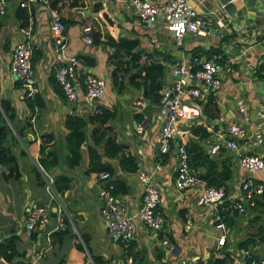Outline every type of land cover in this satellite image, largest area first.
<instances>
[{
	"label": "crops",
	"instance_id": "obj_1",
	"mask_svg": "<svg viewBox=\"0 0 264 264\" xmlns=\"http://www.w3.org/2000/svg\"><path fill=\"white\" fill-rule=\"evenodd\" d=\"M19 1L7 0L5 11L0 14V97L9 98L16 111L12 121L3 116L10 128L4 143L9 146L14 158L0 162V243L13 239L15 254L10 259L20 258L26 264H94L89 259L93 253L109 258L108 264L130 261L129 256L125 259L121 257L122 246L108 237L104 221L98 213L99 184L96 175L82 173V165L70 168L64 163L45 170L36 160L40 140H46L50 135L56 141L63 139L67 132L64 126L67 113L85 115L100 106L113 111V116L106 124L110 126L115 140L125 145L124 149L130 153L133 162L138 161L142 165L159 191L158 210L167 218V233L173 237L172 251H160L162 247L159 246L158 237L138 217L133 216L131 219V237L135 248L142 251L149 261L156 264L154 257L157 252H162L166 264H179L183 259L196 257H201L204 264H209L208 259L212 255L219 254L223 248L233 251L237 241L250 235L253 237L248 246L255 247L257 254H264V239L256 234L261 224L258 222L264 219V212L253 218L259 210H253L254 213L251 210L246 214L229 212L232 219L226 222L228 227L224 243H216L217 229L212 222L214 208L194 202V196L203 184L176 189L173 184L175 155L171 151L158 154L157 136L162 122L160 106L144 97L142 87L131 82L127 74L119 75L117 83H114L111 75L115 63L114 47L105 42L108 35L137 37L139 42L136 49H143L158 59L188 57L195 48L208 46L221 50L230 65L220 75L218 91L211 93L213 100L209 114L212 116L201 112L198 118L187 119L185 123L203 121L210 126L209 136L199 141L203 149L214 139L212 130L223 123L234 121L247 124V136L239 139L238 150L229 152L222 147L212 156L229 157L231 174L225 181V200L230 201L243 173V169L237 165L238 155L254 152L264 157V81L254 70L259 56L264 54V0H189L197 9L211 13V33L204 37L187 33L180 40L172 35L152 33L146 29L136 20L132 7L126 5L128 0H84L86 4L82 6L81 16H85L81 20L78 21L74 8L64 12L65 17L73 15L75 20L69 24L63 22L65 45L59 50L54 49L50 37V5L42 1L32 4V28L24 35L15 16ZM63 2L67 3L66 0ZM94 2L98 5L96 9L92 5ZM56 4L59 5V2ZM57 10L62 16V5ZM91 22L99 28V38L97 42L85 43L80 24ZM20 39L28 40L41 51L33 63L36 91L45 103L41 111L35 109L32 112L29 109L22 95L23 86L15 82V75L8 70L11 48ZM71 55H85L87 61L90 58L93 60L92 64H83L86 71L101 75L106 81L105 92L99 98L93 101L86 99L80 79L77 80L75 99H61L53 91L49 81L50 70ZM204 100L205 97L202 98ZM239 102L244 104L249 122L240 118L236 109V103ZM139 125L143 127L141 132L136 131ZM18 128L23 131L21 136L16 133ZM192 136L190 134L189 139ZM118 157L119 154L106 160L112 166L115 179L127 188L117 193L120 203L128 213L134 214L139 206L142 184L134 170L128 171L119 165ZM33 168L42 171L41 176L45 180L43 184H38ZM62 171L70 176V182L64 192L65 200L60 202L70 210L71 213L64 207V213L69 217L72 211L75 213L77 229L89 237V249H84L85 258L82 252L75 249V239L67 240L65 248L50 241V232L62 224L56 223L59 213L48 180L51 181L55 174ZM254 174L264 179V168ZM36 204L48 206L49 223L39 224L26 234L24 219L28 210ZM187 213L190 221L185 227ZM255 222V229L250 230L252 227H249V223ZM0 264H5L2 257Z\"/></svg>",
	"mask_w": 264,
	"mask_h": 264
},
{
	"label": "built area",
	"instance_id": "obj_2",
	"mask_svg": "<svg viewBox=\"0 0 264 264\" xmlns=\"http://www.w3.org/2000/svg\"><path fill=\"white\" fill-rule=\"evenodd\" d=\"M37 1L47 3V0H20L19 5L24 7L27 13L26 23L20 26V31L27 35L32 28V4ZM7 0H0V14L6 8ZM127 6H131L133 14L140 24L150 32L173 35L178 40L184 34L206 36L211 33L212 15L207 11L197 9L189 0H128ZM50 37L56 50L62 49L64 43V23L58 12L51 8L49 10ZM83 40L91 43L90 25L80 26ZM34 46L28 40H17L10 51L8 70L19 79L23 86L24 97H29L36 91V78L31 64V54ZM216 52H205L198 50L189 54L188 57L175 59H158L157 56L148 55L146 51L140 52L137 59L132 60L130 55L120 52L123 66H131L133 62L150 64L159 62L163 66L164 81L158 89V105L161 108L162 122L160 124L157 143L158 153L172 152L175 155V167L173 184L176 189H187L197 183L203 184L194 196V202L198 205H207L214 208L216 214L217 206L227 196L225 185H205L204 180L199 178L189 164V154L185 144L189 139V124L187 119H196L200 114L202 98L209 92L215 93L220 86V75L227 70L230 63L227 59H218ZM82 58L71 55L54 66V78L61 85L67 99H75L78 92L80 79L84 97L95 100L104 94L106 81L101 75L84 69ZM115 64H113V67ZM236 109L244 122H249L248 116L242 102L236 103ZM246 123L228 121L212 130L214 139L205 149L209 156L216 154L221 147L229 152L238 150L239 139L247 136ZM142 126L136 128L142 131ZM124 151H126L124 149ZM134 170L136 177L142 184L139 206L134 214L126 211L120 203V197L114 193V176L106 169L96 173L98 181L97 197L99 199L98 212L102 217L109 238L122 241L132 234L131 219L138 217L152 233H156L163 225V236L160 237L161 249L167 253L172 251V243L169 242L166 233L167 218L157 209L159 202V191L151 182L150 175L142 165L135 162ZM237 165L243 169L235 187L234 196L229 201L231 208L237 212L246 214L248 208L252 207L260 195L264 192V179L257 177L254 173L264 168V157L260 154L250 152L238 155ZM245 173V174H244ZM50 186V179L48 180ZM54 196L56 194L54 193ZM227 206H221L225 209ZM59 217L57 225L62 224L61 212L64 210L60 201L56 203ZM213 214V215H214ZM222 214L214 215L212 220L217 229L216 243L222 245L227 231ZM189 214H186L185 227L189 224ZM49 223V209L47 205L36 204L28 210L24 219V231L29 234L39 224ZM56 227V226H55ZM254 247H236L231 255L230 264H264V255H254ZM220 255V254H219ZM2 256L0 255V258ZM3 258V257H2ZM193 259V258H191ZM190 259V260H191ZM5 264H26L20 258L4 259Z\"/></svg>",
	"mask_w": 264,
	"mask_h": 264
},
{
	"label": "trees",
	"instance_id": "obj_3",
	"mask_svg": "<svg viewBox=\"0 0 264 264\" xmlns=\"http://www.w3.org/2000/svg\"><path fill=\"white\" fill-rule=\"evenodd\" d=\"M63 1L65 0H47V4L50 5L49 7L55 9L58 13L59 11L57 10V8L62 5V16L59 13L62 22H64L65 24L74 22L75 19L73 15H71V17L64 16V12H66V10L70 8L76 9L75 15L79 17L78 21L81 20V17L85 16H81L83 9L82 6L86 4L84 0H66L67 3H64ZM57 2H59V5L56 4ZM92 5L95 9L98 8V5L95 2ZM15 16L18 18L19 26L26 23L27 13L24 7H21L19 5V2L17 3V6L15 8ZM82 25L85 24L81 23L80 26ZM86 25H90L91 27L90 36L92 41L97 42L99 38V28L95 27L92 22L91 24L88 23ZM105 42L114 47L113 55L115 57V66L111 70V75L114 83H117L119 75L127 74L128 79L131 82H133L136 86L142 87V94L144 95V97L149 98L150 101L154 103H158V89L164 81V71L162 64L159 62H152L150 64L133 62L131 66H128L127 64L123 66V60L120 58V52L128 53L130 55V58L134 60L137 59V56L140 52L144 51L143 49H136L139 42L137 37H129L123 35L113 37L108 35ZM198 50H203L208 53L216 52L219 54L218 59H224V54L221 53V50L218 47L208 46L206 48H195L193 52ZM40 52L41 51L35 47L32 49V67L34 61L41 55ZM77 56L82 58L84 62H87L89 64L93 63V60L91 58L90 61H87L88 57L85 55ZM110 56H112V54ZM254 70L255 74L264 81V54H261L259 56L256 64L254 65ZM49 81L51 83L53 91L58 95V97L61 99L66 98L61 85L58 84L54 78V67H52V69L50 70ZM15 82L21 84L19 79H16ZM24 100L26 101L27 106L32 112H34L35 109L36 111H41V109L45 106L42 96L37 91H35L32 96L25 97ZM212 100L213 97L211 96V92L207 93L205 95V100L202 101L200 113L204 112L203 114H205L206 116H212V114H209ZM15 113V107L11 104L9 98L0 97V162H6L7 160L14 158L9 146L4 143V139L7 136V131H9L10 128L6 124L3 116H6L8 120L12 121L14 119ZM113 114L114 113L112 110H109L103 106H100L93 110L91 113H87L85 115H75L72 113H67L64 117V126L66 127L67 132L63 136V139L60 141H56L50 135V137H47L46 140L39 141L36 160L40 167L46 170L48 167H51L53 165L64 163L70 168H74L77 165H82L81 171L85 175H96V173L102 169H106L112 173V166L106 160V158L113 157L119 154V165H121L128 171L135 170L136 164L130 157V153L124 151L125 145L115 140L110 126L106 124V121L111 116H113ZM88 124H90L89 129ZM188 124L190 134L191 136L193 135L192 138L188 139L185 144L186 150L189 154V164L192 168H194L197 176L204 180L205 185H225V181L231 174L229 167V157L226 155H224V157L222 158L209 156L201 147L199 141L201 139L207 138L211 132V129H208L210 127L209 125L205 124L203 121ZM16 133L21 136L23 134V131L21 128H18L16 129ZM33 172L38 178V184H43L45 180L41 176L42 171L40 169L37 170L36 168H33ZM112 175L114 176L113 173ZM69 182L70 176L63 171L55 174L50 181V185L54 193L56 194L58 200L60 199L59 201H61L62 203L65 200L64 192L68 188ZM126 189L127 188L123 186L120 181L116 180L114 176V193L125 191ZM225 199L226 197H224L223 201L217 206L216 214H222L221 219L224 221V223H228V219H232V215L229 212L232 211V214H236L237 212L236 209L231 208V205L228 204L229 201ZM53 200L55 201V203H57V199L53 198ZM221 206L227 207L225 209H221ZM64 207L67 208L66 205H64ZM67 210L68 212H70L68 208ZM251 210L260 211L257 214L253 215V218L258 217L261 212H264V192L256 200L255 204L252 207L248 208V212ZM61 215L62 225L61 227H58L57 229H54L50 232V241L56 242L57 245L64 246L65 248V243L67 240H69L70 238L75 239V249L82 252L83 257L85 258L86 255L84 249H89L88 235L85 232H81L79 231V229H77L75 213L73 211L70 217H67L63 211L61 212ZM227 223L225 224L226 227H228ZM258 228L259 229L258 231H256V234H258L260 238L264 239V225H259ZM163 234L164 232L162 225L154 234L158 237V243L160 237H162ZM166 236L171 243V238L173 237L169 233H166ZM252 237L253 236L250 235L244 239H240L236 243L237 247H250L248 246V244L250 243V239ZM119 244L122 246L121 257L124 259L127 256L130 257V261L124 262L123 264H155L154 262L149 261L142 251L135 248V243L131 236L120 241ZM160 251L163 250L161 249ZM161 253L162 252H157L154 257V259L157 260L156 264H166V262L162 259L163 256ZM231 253L232 251L223 248V250L220 252V255H212L208 259L209 264H230ZM253 253L254 255H264L257 254V249L255 247ZM14 254L15 246L12 238H9L5 243H0V255L4 259H10V257ZM89 259H91L94 264L109 263V258H103L99 254L91 253ZM179 264H204V262L201 257H196L192 260L183 259ZM243 264H247V261H245Z\"/></svg>",
	"mask_w": 264,
	"mask_h": 264
},
{
	"label": "rangeland",
	"instance_id": "obj_4",
	"mask_svg": "<svg viewBox=\"0 0 264 264\" xmlns=\"http://www.w3.org/2000/svg\"><path fill=\"white\" fill-rule=\"evenodd\" d=\"M169 35V34H168ZM171 35V34H170ZM169 35V36H170ZM173 36V35H172ZM147 52V51H146ZM66 216L67 217H69V215L66 213ZM260 223H262V224H260ZM256 224H257V222H255V223H249V227H252V229H250V230H254L255 229V226H256ZM258 224H260V225H264V219H260V221L258 222ZM237 231H239V229L237 230Z\"/></svg>",
	"mask_w": 264,
	"mask_h": 264
},
{
	"label": "clouds",
	"instance_id": "obj_5",
	"mask_svg": "<svg viewBox=\"0 0 264 264\" xmlns=\"http://www.w3.org/2000/svg\"><path fill=\"white\" fill-rule=\"evenodd\" d=\"M117 194V193H116ZM98 198V197H97ZM56 199L58 200V198L56 197ZM98 201H99V199H98ZM62 204V203H61ZM62 206H63V204H62ZM99 207V206H98ZM63 209H64V206H63ZM63 212H65V209L63 210ZM99 213V212H98ZM101 217V216H100ZM56 228V227H55ZM227 229V228H226ZM120 243V242H119ZM220 254V253H219ZM219 254H217V255H219ZM216 255V254H215Z\"/></svg>",
	"mask_w": 264,
	"mask_h": 264
}]
</instances>
